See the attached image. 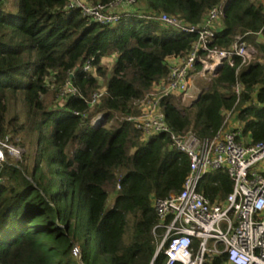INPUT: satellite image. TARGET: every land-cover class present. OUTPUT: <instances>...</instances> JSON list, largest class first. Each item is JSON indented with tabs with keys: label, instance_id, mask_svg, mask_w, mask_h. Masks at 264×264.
Listing matches in <instances>:
<instances>
[{
	"label": "trees",
	"instance_id": "1",
	"mask_svg": "<svg viewBox=\"0 0 264 264\" xmlns=\"http://www.w3.org/2000/svg\"><path fill=\"white\" fill-rule=\"evenodd\" d=\"M221 1L136 0L138 13L101 24L69 9L70 0H0V136L28 144L21 160L8 156L0 164V264H106L108 258L110 264L151 263L165 232L157 227L152 195L178 192L190 160L168 133L145 137L122 116L139 114L137 101L169 75L168 59L187 55L197 40L163 25L159 14L197 23ZM238 37L256 46L255 59L242 64L234 55V66L225 60L182 109L176 95L163 98L174 131L211 138L226 126L224 111L230 110L252 143L264 141L260 2L231 0L211 46L227 49ZM111 55L116 59L104 70L100 63ZM88 60L94 72L83 69ZM68 79L77 92L63 95ZM238 83L244 85L240 94ZM103 87L106 92L91 105ZM99 113L104 117L94 125ZM233 187L228 172L219 169L204 176L199 190L215 201ZM82 227L84 241L78 240Z\"/></svg>",
	"mask_w": 264,
	"mask_h": 264
},
{
	"label": "built area",
	"instance_id": "2",
	"mask_svg": "<svg viewBox=\"0 0 264 264\" xmlns=\"http://www.w3.org/2000/svg\"><path fill=\"white\" fill-rule=\"evenodd\" d=\"M230 1L222 0L211 7L197 23L168 12L159 14L163 25L194 33L197 40L187 55L168 59L169 75L137 101L139 114L122 116L133 122L145 137L168 133L175 147L190 160L189 172L178 192L166 197L152 195L159 219L157 227H163L165 232L150 264H216L219 257L224 259L222 264H264V141L252 143L240 123L230 127L233 115L230 110L224 111L226 126L211 138H200L193 131L176 132L167 123L162 105L168 95H176L185 103L192 97L198 78L215 75L225 60L234 66V55L242 57V64L256 58V46L241 37L227 49L211 46ZM256 1L264 8V0ZM135 4L136 0H114L109 4L70 0L68 8H77L85 17L101 24H114L123 17L119 7ZM115 59L116 55L107 56L100 65L107 70ZM83 69L94 72L95 66L88 60ZM243 89L242 83L234 88L237 94ZM76 92L72 80L68 79L62 94ZM105 92V87L96 91L90 104L97 103ZM103 117L104 113L97 114L92 123L97 125ZM18 140L14 141L10 134L0 136V164L8 156L21 158L23 149ZM219 169L228 172L234 187L224 199L212 201L199 190V185L207 173ZM74 254L81 261L80 245L75 244Z\"/></svg>",
	"mask_w": 264,
	"mask_h": 264
},
{
	"label": "rangeland",
	"instance_id": "3",
	"mask_svg": "<svg viewBox=\"0 0 264 264\" xmlns=\"http://www.w3.org/2000/svg\"><path fill=\"white\" fill-rule=\"evenodd\" d=\"M135 5H136V4H135ZM14 10H16V8H15ZM205 79L209 80V79H210L209 75L206 76V77H200V78H198V79L196 80L195 87H194L193 91L191 92V93H192V94H191L192 97H195V96L197 95V91H199V89H200V84H201V82H202L203 80H205ZM192 97H191L190 99H188L185 103H183V102L181 101V103L179 104V108L182 109L183 106L190 104L191 101H192V100H191ZM118 116H119V115H117L116 117H118ZM10 135H12V134H10ZM21 137H22V136H21ZM23 140H24V138H23ZM18 144H19V143H18ZM19 145H20V144H19ZM20 146H21V148L23 149V151H22V156H21V158H20L19 160H21V159L23 158L24 153H26V151L28 150V144H26L25 147L22 146V145H20ZM27 152H28V151H27ZM85 236H86L85 227H82V228L79 230V237H78V240H80V241H84ZM93 243H94V246L92 247V250L96 251L95 249L97 248V242H96V241H93ZM108 261H109V262H106V264H110V263H111V259H110V258H108Z\"/></svg>",
	"mask_w": 264,
	"mask_h": 264
},
{
	"label": "crops",
	"instance_id": "4",
	"mask_svg": "<svg viewBox=\"0 0 264 264\" xmlns=\"http://www.w3.org/2000/svg\"><path fill=\"white\" fill-rule=\"evenodd\" d=\"M144 8H146V12L150 14L151 12V8L149 9V5L146 3H143ZM120 12H122V14L129 12V13H138L139 10V5L137 3V5L133 6V7H119L118 9ZM144 11V10H143ZM144 13V12H143ZM240 123V120L238 118V115L236 113H233L232 118H231V122H230V127H234L236 125H238Z\"/></svg>",
	"mask_w": 264,
	"mask_h": 264
}]
</instances>
